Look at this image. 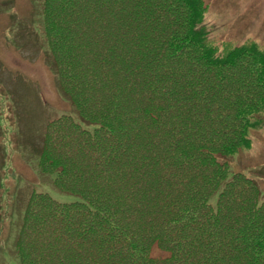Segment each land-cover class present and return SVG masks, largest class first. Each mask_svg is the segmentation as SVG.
I'll use <instances>...</instances> for the list:
<instances>
[{
	"label": "trees",
	"instance_id": "16d2710c",
	"mask_svg": "<svg viewBox=\"0 0 264 264\" xmlns=\"http://www.w3.org/2000/svg\"><path fill=\"white\" fill-rule=\"evenodd\" d=\"M207 9L42 1L48 62L78 116L53 123L61 138L45 133L38 166L79 199L33 193L22 264H264L263 189L230 161L264 111V50L218 45Z\"/></svg>",
	"mask_w": 264,
	"mask_h": 264
},
{
	"label": "rangeland",
	"instance_id": "374dc122",
	"mask_svg": "<svg viewBox=\"0 0 264 264\" xmlns=\"http://www.w3.org/2000/svg\"><path fill=\"white\" fill-rule=\"evenodd\" d=\"M42 1L0 0V264H22L15 241L34 192L60 202L79 199L56 186L55 173L43 172L38 166L45 133L51 130L60 140L53 123L65 114L78 116L48 62ZM206 3L204 22L214 42L225 48L255 42L264 50V0ZM258 120L248 133L250 146L230 161L234 171H243L259 182L264 199V111Z\"/></svg>",
	"mask_w": 264,
	"mask_h": 264
}]
</instances>
